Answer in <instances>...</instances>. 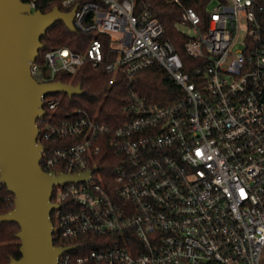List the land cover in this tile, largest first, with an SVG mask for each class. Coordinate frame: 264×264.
Instances as JSON below:
<instances>
[{
	"label": "built area",
	"instance_id": "2783aa9c",
	"mask_svg": "<svg viewBox=\"0 0 264 264\" xmlns=\"http://www.w3.org/2000/svg\"><path fill=\"white\" fill-rule=\"evenodd\" d=\"M213 2L205 26L191 8L178 25L198 62L189 72L163 40V24L137 0L61 1V11L76 9L77 30L111 38L117 58L106 71L114 79L131 84L156 64L183 95L160 106L130 91L126 120L115 127L81 109L56 121L60 100L42 97V169L90 173L53 188V240L62 243L55 246L75 247L59 264H264V1ZM28 4L33 15L37 3ZM104 60L95 39L85 53L46 52L31 72L38 83H55L86 61L97 68ZM69 141L65 148L44 145ZM106 147L117 162L111 177L97 163ZM88 234L103 237L104 247L82 253L70 242Z\"/></svg>",
	"mask_w": 264,
	"mask_h": 264
},
{
	"label": "water",
	"instance_id": "95a60500",
	"mask_svg": "<svg viewBox=\"0 0 264 264\" xmlns=\"http://www.w3.org/2000/svg\"><path fill=\"white\" fill-rule=\"evenodd\" d=\"M0 0V182L14 195V209L0 215L2 223H16L21 258L9 264H59L60 256L75 247H56L53 240L52 202L55 185L86 180L82 175H55L41 167L44 147L37 143L38 119L44 117L42 97L64 93L81 95V86L38 83L31 67L43 49L42 37L58 21L76 32V9L66 13L29 15L28 2Z\"/></svg>",
	"mask_w": 264,
	"mask_h": 264
},
{
	"label": "trees",
	"instance_id": "16d2710c",
	"mask_svg": "<svg viewBox=\"0 0 264 264\" xmlns=\"http://www.w3.org/2000/svg\"><path fill=\"white\" fill-rule=\"evenodd\" d=\"M27 1V0H24ZM62 0H37L38 10L42 13H49L55 7L62 10ZM137 0L138 6L148 8L154 18L161 22L165 28L164 41L171 42L186 65V71L192 72L198 66V62L186 52V44L190 37L179 30L178 25L183 23L182 14L184 9L191 8L197 12L202 25L207 24V8L214 0ZM264 1V0H262ZM97 39L103 45L105 60L94 68L91 61L80 68L75 76L60 74L55 78V82L81 86V95L69 96L64 93L47 95L48 98L60 100V106L53 113L56 121L68 119L76 110H84L90 115L99 114L102 121L111 126H118L126 120L124 108L127 105L129 92H137L146 98L149 103L166 106L174 100L181 98V89L169 78L168 74L160 66L154 64L137 75L130 84L129 81L120 75L114 76L106 71L107 61H115L117 54L111 53V38L105 34H98L95 31L83 33L80 30L70 31L66 25L58 21L42 37L43 49L40 50L36 63L43 64L46 52L59 48H69L76 53H85ZM51 112H47V116ZM75 142V141H74ZM73 141L44 143L46 148L59 147L65 148L74 144ZM98 168L106 175L111 177L114 167H116V157L109 148H104L101 157L97 159ZM14 195L7 190V187L0 182V215H4L14 209ZM52 220L53 215H52ZM20 227L16 223H2L0 226V264H9L12 260L21 258L20 242L16 235ZM80 246L82 253L89 252L104 247L103 237L88 234L70 241ZM56 246H61V242L54 241Z\"/></svg>",
	"mask_w": 264,
	"mask_h": 264
},
{
	"label": "rangeland",
	"instance_id": "374dc122",
	"mask_svg": "<svg viewBox=\"0 0 264 264\" xmlns=\"http://www.w3.org/2000/svg\"><path fill=\"white\" fill-rule=\"evenodd\" d=\"M215 6H216V3L213 2V3H211V4L209 5L208 9H209V10H212ZM185 31L187 32L188 29L186 28ZM112 45H113L114 48H119V47H120L119 44H117V43H113Z\"/></svg>",
	"mask_w": 264,
	"mask_h": 264
}]
</instances>
